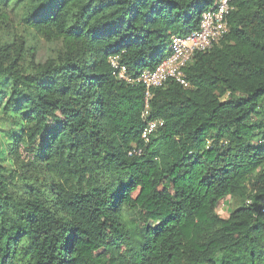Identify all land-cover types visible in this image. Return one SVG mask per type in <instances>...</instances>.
<instances>
[{"label":"trees","instance_id":"1","mask_svg":"<svg viewBox=\"0 0 264 264\" xmlns=\"http://www.w3.org/2000/svg\"><path fill=\"white\" fill-rule=\"evenodd\" d=\"M213 1L0 0V264H264V0H230L189 85L147 107L110 62L154 68ZM9 13L57 48L40 60Z\"/></svg>","mask_w":264,"mask_h":264},{"label":"built area","instance_id":"2","mask_svg":"<svg viewBox=\"0 0 264 264\" xmlns=\"http://www.w3.org/2000/svg\"><path fill=\"white\" fill-rule=\"evenodd\" d=\"M233 9L230 0H214L200 16L197 30L185 36L171 35L166 55L154 68H145L137 75L127 73L124 65L119 64L117 57H111V65L117 71V77L130 84H142L145 88V105L150 97V90L163 85L168 80H175L182 86H188L184 67L195 52L206 50L218 43L227 32L226 17ZM146 110L143 114H146ZM161 121L148 120L143 132L146 137L154 131Z\"/></svg>","mask_w":264,"mask_h":264},{"label":"rangeland","instance_id":"3","mask_svg":"<svg viewBox=\"0 0 264 264\" xmlns=\"http://www.w3.org/2000/svg\"><path fill=\"white\" fill-rule=\"evenodd\" d=\"M9 25L10 32L21 35L27 41V43L37 50V56L40 60H44L45 57L49 56L58 46L57 42H48L43 37L38 36L34 33L23 30V26L17 24V17L9 13V19L7 23ZM13 113L6 114L3 112L2 107L0 106V164L8 165L10 161L8 160V146L10 142V131L14 127L11 124L14 122ZM11 128V129H10ZM238 200L234 197L226 196L220 199L215 207V212L220 217H227L232 209L238 204Z\"/></svg>","mask_w":264,"mask_h":264}]
</instances>
